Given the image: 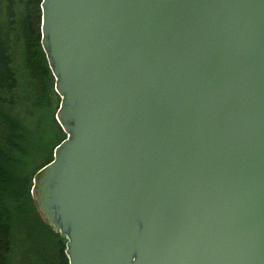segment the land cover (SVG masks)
I'll return each mask as SVG.
<instances>
[{
	"label": "water",
	"instance_id": "1",
	"mask_svg": "<svg viewBox=\"0 0 264 264\" xmlns=\"http://www.w3.org/2000/svg\"><path fill=\"white\" fill-rule=\"evenodd\" d=\"M65 134L32 180L68 264H264V0H41Z\"/></svg>",
	"mask_w": 264,
	"mask_h": 264
},
{
	"label": "trees",
	"instance_id": "2",
	"mask_svg": "<svg viewBox=\"0 0 264 264\" xmlns=\"http://www.w3.org/2000/svg\"><path fill=\"white\" fill-rule=\"evenodd\" d=\"M41 0H0V264L24 229L33 264H68L66 241L41 219L35 173L65 139L55 120L60 98L41 47Z\"/></svg>",
	"mask_w": 264,
	"mask_h": 264
},
{
	"label": "rangeland",
	"instance_id": "3",
	"mask_svg": "<svg viewBox=\"0 0 264 264\" xmlns=\"http://www.w3.org/2000/svg\"><path fill=\"white\" fill-rule=\"evenodd\" d=\"M26 234V231L21 228L14 232L10 264H33L32 257L28 253L29 246Z\"/></svg>",
	"mask_w": 264,
	"mask_h": 264
}]
</instances>
